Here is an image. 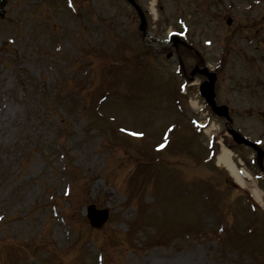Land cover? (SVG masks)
<instances>
[{
  "label": "rangeland",
  "instance_id": "rangeland-1",
  "mask_svg": "<svg viewBox=\"0 0 264 264\" xmlns=\"http://www.w3.org/2000/svg\"><path fill=\"white\" fill-rule=\"evenodd\" d=\"M137 1L147 38L125 0L7 1L0 264H264L256 152L205 105L192 51L182 76L173 42L185 34L264 149V0ZM222 144L246 187L217 164ZM90 205L109 212L100 230Z\"/></svg>",
  "mask_w": 264,
  "mask_h": 264
},
{
  "label": "water",
  "instance_id": "water-1",
  "mask_svg": "<svg viewBox=\"0 0 264 264\" xmlns=\"http://www.w3.org/2000/svg\"><path fill=\"white\" fill-rule=\"evenodd\" d=\"M7 0H0V17H3L5 12H4V5L6 3ZM134 6L135 8L138 10V13L141 16L142 19V23H141V29L144 30L146 23L145 17L142 13V11L140 10L139 6H137L134 2V0H129ZM196 72L201 73L205 76H207L209 78V82H205L202 87H201V93L204 94L203 96L206 98V100L208 101L209 105L212 106L213 110L220 116H225L228 119V125L231 126L232 121L231 118L229 117V112H228V108L226 106H222V107H217V104L214 100L215 98V93H214V89H215V84H216V74H210L207 70H199V68L197 67L195 71L192 72V75H194ZM229 134L233 137V139L240 144H247V145H251L253 148H255L258 152V161L262 162L264 159V152L259 149V147H257L255 144H252L251 142L247 141L246 139H244L241 135H239V133H237L236 131H234L232 128L228 129ZM108 212L107 211H97L95 209V206H91L89 208V219L90 222L92 224V226H94L95 228H102L105 224V222L108 219L107 215Z\"/></svg>",
  "mask_w": 264,
  "mask_h": 264
},
{
  "label": "bare ground",
  "instance_id": "bare-ground-1",
  "mask_svg": "<svg viewBox=\"0 0 264 264\" xmlns=\"http://www.w3.org/2000/svg\"><path fill=\"white\" fill-rule=\"evenodd\" d=\"M196 106L199 105L196 103ZM217 164L219 167H225L241 187H246L247 180H250L252 177L245 169L238 168L234 161L233 153L224 145H222L221 151L217 157ZM252 192L260 202H264V192L255 186H253Z\"/></svg>",
  "mask_w": 264,
  "mask_h": 264
}]
</instances>
